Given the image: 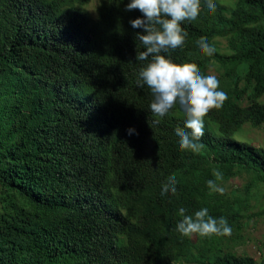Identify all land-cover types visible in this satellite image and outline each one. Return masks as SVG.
<instances>
[{
	"label": "trees",
	"instance_id": "16d2710c",
	"mask_svg": "<svg viewBox=\"0 0 264 264\" xmlns=\"http://www.w3.org/2000/svg\"><path fill=\"white\" fill-rule=\"evenodd\" d=\"M90 2L0 0V264H264L238 252L264 202V148L234 138L264 125V0H208L212 16L181 26L185 48L168 58L222 70L227 94L199 154L175 147L183 117L153 127L130 25L142 14L104 0L92 19ZM201 39L213 56L194 49ZM215 169L222 193L206 186ZM170 177L177 195L161 200ZM180 207L225 217L231 235L181 236Z\"/></svg>",
	"mask_w": 264,
	"mask_h": 264
},
{
	"label": "clouds",
	"instance_id": "9594fccd",
	"mask_svg": "<svg viewBox=\"0 0 264 264\" xmlns=\"http://www.w3.org/2000/svg\"><path fill=\"white\" fill-rule=\"evenodd\" d=\"M137 9L142 18L130 21L133 29H141L137 34L143 51L137 52L136 61L141 62L136 79L137 87L150 90L153 99L149 110L155 117L153 127L158 126L166 117L178 115L184 119V128L188 131H175L173 138L178 151H190L199 154L204 148L201 142L205 134V118L212 110H219L227 99V94L220 89V81L215 74H202L193 67H175L169 56L183 51L186 36L182 31L196 23L198 13L203 11L208 16L216 12V6L208 0H129L126 11ZM198 53L213 56L215 48L201 39L193 45ZM166 53L167 55H162ZM129 135L135 129L127 130ZM214 179H209L206 186L214 192H223L217 183L223 179L219 169L213 171ZM177 180L168 178L161 186L159 197L177 195ZM178 215L182 217L176 224V231L183 237L193 235L208 238L230 236L232 228L225 217L214 218L207 208H201L192 215L180 207Z\"/></svg>",
	"mask_w": 264,
	"mask_h": 264
},
{
	"label": "rangeland",
	"instance_id": "374dc122",
	"mask_svg": "<svg viewBox=\"0 0 264 264\" xmlns=\"http://www.w3.org/2000/svg\"><path fill=\"white\" fill-rule=\"evenodd\" d=\"M103 1L104 0H91V2L86 5L85 8L88 10L92 19H97L99 17L100 7L103 4ZM216 1L226 7H233L235 5V0ZM217 41L221 46L226 45V42L223 39H218ZM222 73V70H218L216 67L211 68L208 71V74H215L217 78ZM261 102H264V97L261 98ZM215 131L218 133L217 130ZM234 138L264 148V125L257 128L253 127L251 124H245ZM229 186L233 188L240 187L242 186V181H231L228 184V187ZM252 214H254V219L250 222L249 227H247L244 237L247 241L238 247V252L240 254H248L255 259L260 260L262 253L264 254V202H262L260 207L256 208Z\"/></svg>",
	"mask_w": 264,
	"mask_h": 264
}]
</instances>
